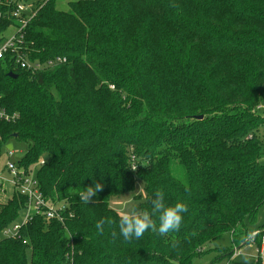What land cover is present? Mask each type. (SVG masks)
Here are the masks:
<instances>
[{
  "label": "trees",
  "instance_id": "obj_1",
  "mask_svg": "<svg viewBox=\"0 0 264 264\" xmlns=\"http://www.w3.org/2000/svg\"><path fill=\"white\" fill-rule=\"evenodd\" d=\"M23 1L36 2L28 59L66 62L31 74L0 60V107L17 115L0 123V156L8 140L26 143L19 164L67 212L63 224L35 216L21 239L2 237L26 204L11 193L0 204V264H190L226 234L235 244L264 205L254 111L264 98V0H78L65 12L55 0ZM17 2L0 0V41ZM137 181L146 198L135 210L157 227L156 190L166 207L187 206L178 231L124 241L110 202ZM94 183L103 189L86 204L79 193ZM101 218L115 221L103 234ZM257 230L255 261L231 264H262Z\"/></svg>",
  "mask_w": 264,
  "mask_h": 264
},
{
  "label": "built area",
  "instance_id": "obj_2",
  "mask_svg": "<svg viewBox=\"0 0 264 264\" xmlns=\"http://www.w3.org/2000/svg\"><path fill=\"white\" fill-rule=\"evenodd\" d=\"M34 6L30 2H17L11 10L9 18L13 23L8 28L11 33L7 36L5 33L0 41V60L6 59L14 67L31 74H38L64 64L66 58L55 57L44 63L28 59L26 28L35 16ZM16 119V114L11 115L0 107V123H10ZM15 156L16 152L13 150L6 151L0 156V194H5L8 190L11 193L15 192L25 198L26 204L19 220L3 230L2 237L21 239V229L35 216L63 224V214L67 212L66 203L47 201L39 188L34 168L25 169L19 164L21 159L13 160ZM43 164L44 161H41L40 166ZM69 216L72 214L69 213ZM261 241L264 242V235Z\"/></svg>",
  "mask_w": 264,
  "mask_h": 264
},
{
  "label": "rangeland",
  "instance_id": "obj_3",
  "mask_svg": "<svg viewBox=\"0 0 264 264\" xmlns=\"http://www.w3.org/2000/svg\"><path fill=\"white\" fill-rule=\"evenodd\" d=\"M42 1V0H41ZM78 0H55L56 9L59 11H68V4L70 2H75ZM18 2H23V0H18ZM38 2V1H37ZM35 5L36 2H30ZM11 32L8 30L5 36L9 35ZM255 113L260 118V121L256 124V136L259 140V143L262 145V150L264 153V98H262L258 106L255 108ZM250 138V137H248ZM28 149V145L26 143L16 142L14 139L8 140L2 149V153L6 151L13 150L16 152V156L13 160L21 159ZM135 160L132 157V161ZM261 164L264 165V157L261 160ZM134 170L135 167H132ZM12 194L11 191H5V194H0V204H5L10 198ZM146 194L143 190V185L137 181L135 184V189L132 193H127L123 195L119 199L112 200L110 202V207L116 210L119 214L122 211H131L136 209L139 204L145 201ZM22 213L20 214V216ZM245 227L238 228L236 231L237 242L233 244V239L230 235L226 234L219 240L213 242L209 246L206 247V252L200 256H196L191 260L190 264H231L232 261H242V262H254L258 257L257 247L255 246L257 243L256 235L258 228L264 226V205L258 210L255 223L248 224L245 223ZM1 238V236H0ZM262 239V238H261ZM243 241V244H242ZM261 241V245H262ZM243 245V246H242ZM241 246L239 250L236 251V247ZM233 248L234 254L229 260L227 257L222 256L225 249ZM259 256L261 258V254L259 251ZM264 257L262 256L261 262H263Z\"/></svg>",
  "mask_w": 264,
  "mask_h": 264
},
{
  "label": "clouds",
  "instance_id": "obj_4",
  "mask_svg": "<svg viewBox=\"0 0 264 264\" xmlns=\"http://www.w3.org/2000/svg\"><path fill=\"white\" fill-rule=\"evenodd\" d=\"M103 189L101 183H94V186H89L81 190L79 193L81 200L89 204L94 202L93 198L98 192ZM152 211L159 212V225L153 221L149 213L144 211L138 213L135 209L131 211L120 212L119 218V232L124 241L131 242L132 240H139L143 237L145 232L155 231L159 235L164 236L169 232L178 231L181 225L182 216L181 213L187 212V206L184 203L177 202L174 206L166 207L164 203L163 190L155 191V199L151 201ZM115 224L110 218H101L95 225L96 230L103 234L105 226H111ZM115 235V232H113Z\"/></svg>",
  "mask_w": 264,
  "mask_h": 264
},
{
  "label": "crops",
  "instance_id": "obj_5",
  "mask_svg": "<svg viewBox=\"0 0 264 264\" xmlns=\"http://www.w3.org/2000/svg\"><path fill=\"white\" fill-rule=\"evenodd\" d=\"M263 244L260 246V254H261V260H262V256L264 257V242H262ZM243 244V241H242ZM243 246V245H242ZM241 248V246L236 247V251L239 250ZM264 262V260H263ZM263 264V263H262Z\"/></svg>",
  "mask_w": 264,
  "mask_h": 264
},
{
  "label": "water",
  "instance_id": "obj_6",
  "mask_svg": "<svg viewBox=\"0 0 264 264\" xmlns=\"http://www.w3.org/2000/svg\"><path fill=\"white\" fill-rule=\"evenodd\" d=\"M9 77L13 78V79H16V75L13 74V73H9L8 74ZM202 117H197V119H201Z\"/></svg>",
  "mask_w": 264,
  "mask_h": 264
}]
</instances>
